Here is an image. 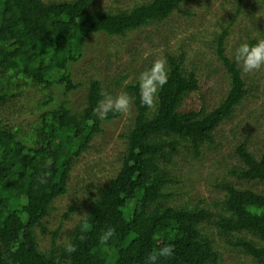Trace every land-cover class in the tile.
<instances>
[{
  "label": "trees",
  "instance_id": "obj_1",
  "mask_svg": "<svg viewBox=\"0 0 264 264\" xmlns=\"http://www.w3.org/2000/svg\"><path fill=\"white\" fill-rule=\"evenodd\" d=\"M95 1L0 0V264H145L148 254L166 244L175 245V254L160 264H219L217 238L250 257L245 264H264V191L224 181L218 185L225 195L216 212L200 206L203 201L192 208L168 204L176 196L168 188L180 183L169 168L181 155V146L200 158L204 144L215 143V131L231 120L248 95L239 66L226 55L227 30L217 47L231 78L227 97L210 112L205 105L199 111L182 110L188 96L200 90L197 74L184 66V54L180 61L167 56L168 83L153 108L141 104L137 79L128 84L136 116L121 136L125 150L119 155L120 169L108 180L85 181L88 202L72 203L64 218L84 206L88 216L66 233L64 243L56 239L60 227L53 234V247L41 249L37 231L48 233L46 221L55 200L69 194L76 161L105 132V125L123 115L110 112L101 120L95 113L103 94L111 91L101 79L76 78L85 46L94 36L125 37L175 12L191 15L182 6L192 0H153L119 13L94 12ZM123 79L115 83L122 85ZM84 86L88 90L82 111L56 96L61 92L67 97ZM28 89L44 97L28 108L36 121L24 126L18 120L26 110ZM238 153L246 168H232L229 175L264 187V154L256 159L247 143ZM253 206L259 214L247 210ZM85 219L90 228L81 241ZM108 227L116 235L103 245L99 237ZM69 243L76 245V252H66Z\"/></svg>",
  "mask_w": 264,
  "mask_h": 264
},
{
  "label": "rangeland",
  "instance_id": "obj_2",
  "mask_svg": "<svg viewBox=\"0 0 264 264\" xmlns=\"http://www.w3.org/2000/svg\"><path fill=\"white\" fill-rule=\"evenodd\" d=\"M151 1L96 0L91 9L99 13H119ZM182 9L191 15L175 12L168 20L129 32L125 37L94 36L85 46V57L76 65L78 81L101 79L113 96L125 92L131 97L128 84L134 82L157 59L164 58L168 68V55L180 61L184 54V66L189 72L195 71L200 79V90L188 96L182 110L199 111L204 105L208 112L217 108L227 97L232 84L228 69L217 55L219 36L224 30L228 31L224 44L226 55L232 61L233 52L240 43L254 44L258 39H264V0H192L186 2ZM242 75L248 95L231 120L215 131V143L204 144L200 158L190 155L181 146V155L169 168L174 172V177L180 179L179 184H172L168 188L176 195L168 201L169 205H188L192 208L203 201L205 203L200 206L216 212V203L225 195L218 185L224 181H230L242 189L264 191L262 185L229 175L232 168H246L238 153L243 143H247L248 151L256 159L264 154V69L247 74L242 72ZM121 77H124L122 85H117L115 81ZM87 90L88 86H84L67 97L61 92L56 96L59 101L69 100L74 110L82 111L86 106ZM42 97L43 93L28 89L23 100L26 110L18 123L27 126L36 121V115L28 112V108L34 109L31 106ZM135 116L132 99L130 110L105 125V132L97 136L90 150L76 161L69 180V194L55 200L53 213L46 221L48 233L40 229L37 231L43 251L47 252L53 247V234L57 229H63L56 238L57 242L64 243L66 233L84 216L85 206L70 219L64 218L72 203L83 205L88 202L85 181L90 177L96 178V182L108 180L120 169L119 155L125 150V141L121 136L134 124ZM210 229L216 235L217 227L214 224ZM217 242L222 257L219 264H245L251 261L250 257L238 253L218 238ZM101 255L104 256V253Z\"/></svg>",
  "mask_w": 264,
  "mask_h": 264
},
{
  "label": "clouds",
  "instance_id": "obj_3",
  "mask_svg": "<svg viewBox=\"0 0 264 264\" xmlns=\"http://www.w3.org/2000/svg\"><path fill=\"white\" fill-rule=\"evenodd\" d=\"M235 63L241 68L244 74L264 69V39H258L255 44L242 42L233 52ZM169 74L167 61L164 58L157 59L149 68H146L137 77L140 101L143 106L149 109L156 104L160 90L168 83ZM132 105V98L125 92L113 96L111 93L103 94V98L98 102V106L94 110L101 119H107L110 112L126 114ZM253 214H259L260 210L255 206L247 209ZM84 215L82 217H87ZM90 228L87 219L81 224L82 235L79 237L81 241L86 239V235ZM116 235L113 227L106 228L99 237L100 243L107 245L108 242ZM66 252L74 253L77 251L76 245L69 243L66 245ZM175 254V245L166 244L163 247L153 250L148 254L145 264H160L162 259H168Z\"/></svg>",
  "mask_w": 264,
  "mask_h": 264
}]
</instances>
